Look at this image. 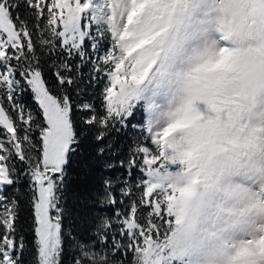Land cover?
I'll list each match as a JSON object with an SVG mask.
<instances>
[{
  "label": "snow or ice",
  "instance_id": "obj_1",
  "mask_svg": "<svg viewBox=\"0 0 264 264\" xmlns=\"http://www.w3.org/2000/svg\"><path fill=\"white\" fill-rule=\"evenodd\" d=\"M88 136L72 264H264V0H0V264H64Z\"/></svg>",
  "mask_w": 264,
  "mask_h": 264
},
{
  "label": "trees",
  "instance_id": "obj_2",
  "mask_svg": "<svg viewBox=\"0 0 264 264\" xmlns=\"http://www.w3.org/2000/svg\"><path fill=\"white\" fill-rule=\"evenodd\" d=\"M25 99L28 103H32L30 96H26ZM142 121L143 110L141 109V112L137 114V118L132 123H142ZM136 134L137 131L129 127L120 132H114L112 139L119 145L127 146L132 143V139ZM95 148L96 144L91 136L83 138L79 149L72 156L67 167L64 193L66 211L63 225L66 234L64 264H72V256L75 250L72 237L79 236L83 232V217L90 210V206L85 203L82 194L92 189L103 178L110 175H120L119 171L113 173L112 170H107L96 162ZM20 191L23 195L24 188L22 187ZM8 194H12V190H9ZM28 240L30 245L31 234H29ZM28 259L31 260V256Z\"/></svg>",
  "mask_w": 264,
  "mask_h": 264
}]
</instances>
